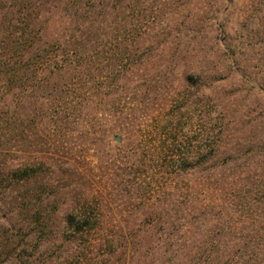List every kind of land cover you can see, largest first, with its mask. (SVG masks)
Masks as SVG:
<instances>
[{"label":"rangeland","instance_id":"374dc122","mask_svg":"<svg viewBox=\"0 0 264 264\" xmlns=\"http://www.w3.org/2000/svg\"><path fill=\"white\" fill-rule=\"evenodd\" d=\"M49 17V40L140 24L142 59L107 95L94 73L54 147L23 127L43 100L0 102L18 119L0 178L35 173L0 179V264H264V0H61Z\"/></svg>","mask_w":264,"mask_h":264},{"label":"trees","instance_id":"16d2710c","mask_svg":"<svg viewBox=\"0 0 264 264\" xmlns=\"http://www.w3.org/2000/svg\"><path fill=\"white\" fill-rule=\"evenodd\" d=\"M60 2L18 0L12 6L15 9L12 17H6L0 24V102L12 95L17 108L28 100H43V108L24 114L26 127H23L32 135L42 133L45 144L39 142V145L48 147L56 145L54 139L67 132V125L76 126L93 90L89 83L95 82V74H99L100 79L95 88L107 95L114 89L113 78L123 73L125 65L131 67L137 59H142L133 53L136 42L133 37L140 32V24L132 30L126 22L120 27L122 19L118 22L120 29L110 28L109 34H99L94 28L83 32L78 27L73 34L64 35L62 39L49 40V16L55 13ZM72 4L74 11L80 6ZM92 7L94 9L96 4ZM70 9L67 7L66 11L69 13ZM103 35L104 38L110 35V39H104L108 41L106 44L101 43L104 40H91L94 36ZM107 44L110 52H105ZM108 80L110 84H106ZM82 87H86L87 95H80ZM17 122L15 109H0V148L8 147L11 137L17 136ZM24 167L7 169V174H1L0 179L27 184L35 173L31 166ZM76 218L73 213L69 214L68 226H78ZM77 234L73 232L72 235Z\"/></svg>","mask_w":264,"mask_h":264},{"label":"water","instance_id":"95a60500","mask_svg":"<svg viewBox=\"0 0 264 264\" xmlns=\"http://www.w3.org/2000/svg\"><path fill=\"white\" fill-rule=\"evenodd\" d=\"M117 140H118V138H117Z\"/></svg>","mask_w":264,"mask_h":264}]
</instances>
